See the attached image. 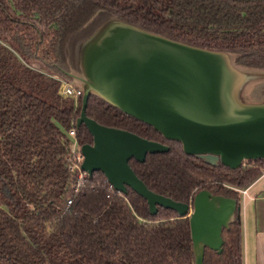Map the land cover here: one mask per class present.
I'll return each mask as SVG.
<instances>
[{
    "label": "trees",
    "instance_id": "16d2710c",
    "mask_svg": "<svg viewBox=\"0 0 264 264\" xmlns=\"http://www.w3.org/2000/svg\"><path fill=\"white\" fill-rule=\"evenodd\" d=\"M112 18L264 68V0H0V264H195L189 217L160 205L152 214L142 195L116 190L101 170L75 188L66 130L75 124L81 144L93 136L76 124L82 95L75 106L53 74L80 72L83 43ZM86 114L168 144L129 164L178 201L203 188L239 200L264 170V158L230 168L188 154L95 93ZM222 236L221 251L205 247L203 264H244L238 213Z\"/></svg>",
    "mask_w": 264,
    "mask_h": 264
},
{
    "label": "water",
    "instance_id": "95a60500",
    "mask_svg": "<svg viewBox=\"0 0 264 264\" xmlns=\"http://www.w3.org/2000/svg\"><path fill=\"white\" fill-rule=\"evenodd\" d=\"M113 19L124 21L108 20L81 48L80 72L86 71L83 80L89 86L82 89L76 124H85L93 136L91 143L81 144V167L88 175L101 170L120 192L132 187L147 200L152 214L160 205L189 217L195 264H203L206 246L221 251L222 229L239 214V200L203 188L184 202L150 189L129 159L144 161L148 152L170 146L99 123L86 114L88 98L95 93L151 124L167 139L181 141L188 154L236 168L247 159L264 158V94L258 102L240 100L264 80L256 81L250 71L239 68L233 53L175 40L127 21V28L91 49Z\"/></svg>",
    "mask_w": 264,
    "mask_h": 264
},
{
    "label": "crops",
    "instance_id": "0c3cea01",
    "mask_svg": "<svg viewBox=\"0 0 264 264\" xmlns=\"http://www.w3.org/2000/svg\"><path fill=\"white\" fill-rule=\"evenodd\" d=\"M239 191L244 264H264V170Z\"/></svg>",
    "mask_w": 264,
    "mask_h": 264
},
{
    "label": "built area",
    "instance_id": "2783aa9c",
    "mask_svg": "<svg viewBox=\"0 0 264 264\" xmlns=\"http://www.w3.org/2000/svg\"><path fill=\"white\" fill-rule=\"evenodd\" d=\"M53 76L60 81L59 89L61 95L72 98L75 106H78L80 103V97L83 94L82 88L80 86L72 85L67 78L59 74H53ZM66 136L69 139V152L66 159L69 170L76 174L75 188L78 189L83 184L88 173L81 167L84 155L81 152V143L77 137V128L75 124L66 130ZM242 191L245 192V190Z\"/></svg>",
    "mask_w": 264,
    "mask_h": 264
},
{
    "label": "rangeland",
    "instance_id": "374dc122",
    "mask_svg": "<svg viewBox=\"0 0 264 264\" xmlns=\"http://www.w3.org/2000/svg\"><path fill=\"white\" fill-rule=\"evenodd\" d=\"M126 26H128V25L124 21H121L118 19L111 20L107 24V26L102 30L99 37L95 41L93 40L94 43L92 44L91 49L94 48V46H96L99 43L108 41L119 30H124L125 28H127ZM239 68L247 70L244 72H246L248 74H250V72H251L252 73L251 78L256 79V81H258L259 79L264 80V68H254V67H247V66H241V65H239ZM243 75H244V73H242V76ZM77 76L78 77L67 78V80L72 85L80 86L83 90L88 88L89 85L83 80V79L88 78L86 71H82L80 73H77ZM261 86H262L261 88L256 89V91H254L252 93L240 95V100H242L244 102H258L259 97L261 96V90H263L264 84H261Z\"/></svg>",
    "mask_w": 264,
    "mask_h": 264
}]
</instances>
